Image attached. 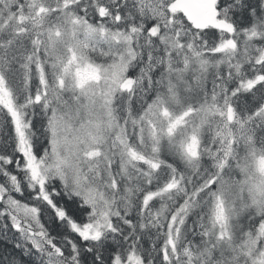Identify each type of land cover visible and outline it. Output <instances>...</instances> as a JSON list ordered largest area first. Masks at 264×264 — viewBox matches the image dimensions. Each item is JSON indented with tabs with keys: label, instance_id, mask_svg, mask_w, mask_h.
<instances>
[{
	"label": "snow or ice",
	"instance_id": "obj_1",
	"mask_svg": "<svg viewBox=\"0 0 264 264\" xmlns=\"http://www.w3.org/2000/svg\"><path fill=\"white\" fill-rule=\"evenodd\" d=\"M0 264H264V0H0Z\"/></svg>",
	"mask_w": 264,
	"mask_h": 264
}]
</instances>
